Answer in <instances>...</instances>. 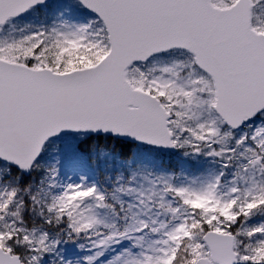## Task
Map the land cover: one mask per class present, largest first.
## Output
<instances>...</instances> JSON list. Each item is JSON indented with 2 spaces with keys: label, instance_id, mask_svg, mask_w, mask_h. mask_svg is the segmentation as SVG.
Returning <instances> with one entry per match:
<instances>
[{
  "label": "snow or ice",
  "instance_id": "1",
  "mask_svg": "<svg viewBox=\"0 0 264 264\" xmlns=\"http://www.w3.org/2000/svg\"><path fill=\"white\" fill-rule=\"evenodd\" d=\"M0 264H264V0H0Z\"/></svg>",
  "mask_w": 264,
  "mask_h": 264
}]
</instances>
